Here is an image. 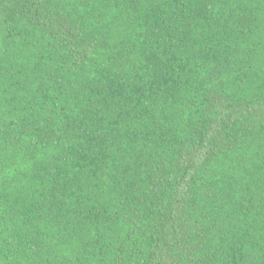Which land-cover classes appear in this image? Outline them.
<instances>
[{"label":"trees","instance_id":"16d2710c","mask_svg":"<svg viewBox=\"0 0 264 264\" xmlns=\"http://www.w3.org/2000/svg\"><path fill=\"white\" fill-rule=\"evenodd\" d=\"M0 264H264V0H0Z\"/></svg>","mask_w":264,"mask_h":264}]
</instances>
